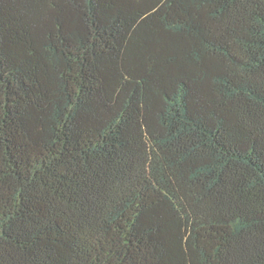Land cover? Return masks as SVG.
Returning a JSON list of instances; mask_svg holds the SVG:
<instances>
[{"label": "trees", "instance_id": "obj_1", "mask_svg": "<svg viewBox=\"0 0 264 264\" xmlns=\"http://www.w3.org/2000/svg\"><path fill=\"white\" fill-rule=\"evenodd\" d=\"M0 264H264V0H0Z\"/></svg>", "mask_w": 264, "mask_h": 264}]
</instances>
